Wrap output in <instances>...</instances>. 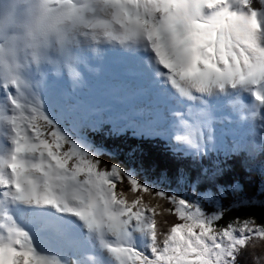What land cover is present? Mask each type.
<instances>
[{
    "label": "snow or ice",
    "instance_id": "6c2138e0",
    "mask_svg": "<svg viewBox=\"0 0 264 264\" xmlns=\"http://www.w3.org/2000/svg\"><path fill=\"white\" fill-rule=\"evenodd\" d=\"M72 2L96 71L0 84V264H264V0ZM105 129L159 140L176 187L101 159ZM241 154L255 196L221 182Z\"/></svg>",
    "mask_w": 264,
    "mask_h": 264
},
{
    "label": "clouds",
    "instance_id": "9594fccd",
    "mask_svg": "<svg viewBox=\"0 0 264 264\" xmlns=\"http://www.w3.org/2000/svg\"><path fill=\"white\" fill-rule=\"evenodd\" d=\"M82 31L72 0H0V84L23 90L38 75H68L69 62L87 79L96 70L79 63Z\"/></svg>",
    "mask_w": 264,
    "mask_h": 264
},
{
    "label": "trees",
    "instance_id": "16d2710c",
    "mask_svg": "<svg viewBox=\"0 0 264 264\" xmlns=\"http://www.w3.org/2000/svg\"><path fill=\"white\" fill-rule=\"evenodd\" d=\"M107 129L104 132H91L89 138L93 143L102 147L108 152H115L116 156H102L105 162H119L126 167L140 169L143 167L151 177L156 180L166 175L172 181V187H176L178 170L181 166L180 162L176 161L170 153L166 152L159 140L141 139L132 137L130 133L121 136L106 135ZM135 149V151H133ZM132 153L131 155H129ZM215 158V157H213ZM224 158L221 156V160ZM258 159H264V156ZM208 165V161H204ZM225 166L229 170L222 177L221 182L225 185L239 181L248 196H255L260 189L261 177L258 170L249 171L244 165V155L233 156L227 159ZM194 177V171L191 173ZM237 214H248L240 212ZM255 215H264V211L256 209ZM242 264L244 262L242 261ZM246 264H253L251 258H247Z\"/></svg>",
    "mask_w": 264,
    "mask_h": 264
},
{
    "label": "rangeland",
    "instance_id": "374dc122",
    "mask_svg": "<svg viewBox=\"0 0 264 264\" xmlns=\"http://www.w3.org/2000/svg\"><path fill=\"white\" fill-rule=\"evenodd\" d=\"M225 115H228L227 109L225 110ZM91 133V131L88 132V134Z\"/></svg>",
    "mask_w": 264,
    "mask_h": 264
}]
</instances>
